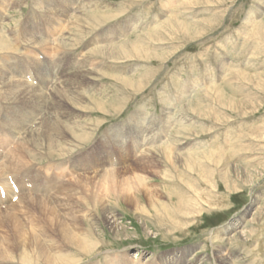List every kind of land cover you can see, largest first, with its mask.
Here are the masks:
<instances>
[{
  "label": "rangeland",
  "instance_id": "obj_1",
  "mask_svg": "<svg viewBox=\"0 0 264 264\" xmlns=\"http://www.w3.org/2000/svg\"><path fill=\"white\" fill-rule=\"evenodd\" d=\"M33 1L19 0L20 3L14 6L5 0L0 3V33L16 48L0 52V69L4 60L3 70L11 76L8 66L24 67L30 59L37 64L47 62L48 73L51 77L55 74L53 81H56L60 64H65V67L74 64L73 69L77 65L89 67L91 73L83 78L80 89L85 88L84 91H89L94 99L80 89L77 90L81 93L77 99L70 94V85L60 86L64 99L59 106L61 110L59 107L56 109L61 111H57L59 117L62 120L67 117L69 121L79 120L91 130L87 142L73 155L78 156L92 142L101 139L104 130L120 128L114 143L116 150L111 141L106 145L112 148L104 144L103 150L111 155L117 178L140 177L148 183L147 186L169 191L168 175L176 177L178 173L167 168L165 175L167 164L160 154L153 153V166L137 164L143 152L140 151L142 148L136 150L130 135L132 128L143 118L145 127L150 124V133L145 132L142 139L137 136L138 142L142 143L147 135L158 136L162 140L160 143L175 152L171 156H177L180 171L187 170L186 153H194L191 159L199 162V169L192 170L190 178L182 176L183 180H179L185 186L193 178L195 188H190V202L184 210L186 214L179 212L180 216L173 217L175 226L166 216L159 220L154 217L146 203H143L142 213L125 201L113 200L109 207L115 215L116 228H110L100 210L95 212L97 223L91 226L93 230L89 223L84 222L89 231L94 232L90 240L95 245L89 256L75 254V247L67 248L59 243L56 234L55 237L49 234V239H37L36 243L44 249L42 252L52 255L60 249L70 260L75 257L74 264H224V261L227 264H264V0H78V5L74 6L71 5L73 0L64 5L60 4L63 0H52L53 10L65 8L70 15L80 17L82 23L80 19H69L60 27V23L51 22L54 35L48 31L43 38L38 33L41 38L52 42L44 49L34 48L35 45L18 36L20 26L33 31V19H38L49 6L48 0L41 3L43 6L35 5L36 0ZM80 4H83V10H77ZM85 6H96L99 13L113 17L96 27L90 13H85L88 10ZM74 22H79V32L74 30ZM36 31L40 32V29L36 28ZM15 35L16 38L13 37ZM57 39L63 40L65 48L53 44ZM125 42L129 46L122 49ZM131 46L139 50V56L133 55ZM125 49L133 52L122 57ZM28 67L29 77L40 79L33 64ZM111 68L119 72L121 76L117 77L120 78L110 74ZM22 72L24 74L23 69ZM62 77L66 78L65 75ZM124 77L130 80L126 85L121 82ZM50 94L48 91L43 99V115H49L51 111ZM16 101L0 103L23 108L20 100ZM94 101L104 103L106 109H96ZM139 108H144V112L135 114ZM1 112L5 118L11 115H6L4 110ZM25 112L32 115L29 110ZM130 115L136 117L135 124L130 122ZM41 118L35 117L32 128L40 125ZM10 122L15 125L17 121ZM2 133L6 135L7 132ZM18 137L13 140L9 137V145L0 146L3 157L12 149L22 147ZM67 139L75 145L71 137ZM143 144L146 145L147 140ZM212 156L217 158L216 165L211 163ZM48 159L42 156L29 165L34 164L38 173L44 175L45 166L55 167L46 165ZM66 164L54 172L56 183L67 179L69 174H62L63 171L69 172V164ZM106 165L91 169L89 173L77 170L70 176H86L94 180V173H103L102 167ZM24 174L20 173L19 177L23 179ZM13 176L9 170L5 177L7 181L4 178L15 193L9 201L12 203L19 194L15 186L17 182L13 184ZM98 176L95 181L101 180L102 183ZM37 181L42 183L43 179ZM173 181L177 182L174 178ZM47 188L46 194L51 196L53 190L47 191ZM169 192L173 194V191ZM138 197L142 198L141 201L146 198L143 192H139ZM160 200L167 201L166 198ZM6 202L8 204V201L0 200V218L6 214ZM180 203L183 205L179 199ZM162 205L164 209L159 212L178 211L177 205L172 203ZM21 207L26 208L25 205ZM79 213L93 214L90 210ZM32 214L38 218L35 212ZM17 218L26 225L27 231H31L30 226L35 227L34 219L31 220L33 216L18 212ZM5 232L0 223V241L6 245L10 243L9 257H5L8 254L1 249L0 264H42L36 262L39 258L36 246L25 242L26 253H23L18 247L22 242L17 240L19 244L14 250L16 243L9 238L10 242L5 241ZM22 255H26L27 263L22 260Z\"/></svg>",
  "mask_w": 264,
  "mask_h": 264
},
{
  "label": "bare ground",
  "instance_id": "obj_2",
  "mask_svg": "<svg viewBox=\"0 0 264 264\" xmlns=\"http://www.w3.org/2000/svg\"><path fill=\"white\" fill-rule=\"evenodd\" d=\"M5 1L10 5L13 4V6L14 4L18 5L20 3L19 0H5ZM68 1L70 0H65V1L63 0L62 1L63 3L61 2L60 4L64 5ZM3 2L4 0H0V3H3ZM77 2L78 0H73L71 5L73 6L75 4L78 5ZM41 3L45 4V0L35 1V5L43 6ZM47 3L49 6L45 7L46 12L44 11L43 14L39 16L38 19L36 20L33 19V26H34L33 31H27V28H25V26L24 28H22L19 25L20 32L18 33V36L21 38V40H24L25 42H30L33 45H35L33 47L37 49L38 48L44 49L46 45H48V43L50 44V46L52 45V42L49 41L47 38H46L47 40L43 39L45 38L47 34L46 32L48 31L49 33H51V35H54V29L50 26L51 22H58V24L60 23L59 26L61 27L65 24V21H68L69 19H75L76 21L80 19V17L78 19L77 15H70L68 12L65 11V8L62 10H58V9L53 10L51 7L54 6V1L52 2V0H48ZM82 7H83V4L82 6L80 4V6L77 7V10L82 9ZM85 8H88L87 12L85 11V13H88V12L90 13V14L88 13L89 17H92L91 19H92L93 25H95L96 27L100 25L102 22L108 21L109 19L113 17L111 15L99 13L98 12L99 9H97L96 6H91V7L85 6ZM69 11H71L72 13V9H70ZM49 14H54V16L51 17L49 16ZM62 16L64 17L61 18ZM79 21H81V19ZM74 23H75L73 27L74 30L79 32L80 31L79 22H74ZM16 24H19V22L17 21ZM110 25H112V23ZM36 28H39L40 32L36 31ZM13 32L14 31H11V33ZM38 33L43 38H41V36L38 35ZM13 37L16 38L17 35ZM54 43H56L57 46H59L60 48H65V44L62 39H57L55 42H53V44ZM128 46H129L128 43L121 45L122 49ZM26 48H29V47H26ZM133 48L134 46H131L130 50H132ZM10 49L12 50L16 48H14V46H12L11 43H9V41L0 33V52L5 53ZM133 51H131L133 52V55L139 56V50L134 48ZM129 52L130 51H127L126 49L123 50L124 54L122 57H128ZM26 63L28 65L25 64L24 67L23 66L13 67L15 65L8 66L7 67L8 73H11L12 74L11 76H8L9 74L6 75L5 74L6 71L3 70V68L5 67L4 60H3L2 70L0 69L1 70L0 71V98H1L0 102L6 103V104L8 102V104H11L12 102H15L16 100L17 101L20 100V104L23 105V108H20L18 106H14V107L13 106H3L0 103V116L2 117V118L0 117V132H1L0 133V146H2L5 143L6 144L4 147L8 146L9 137H11L12 138L11 140H13L16 138V136H19L18 141H20V144L22 145V147L12 149L9 152V154L5 155L4 157L2 156L0 152V185L2 184L1 186L3 187L2 192L0 193V200L8 201V204L6 202V214H4V217L0 218V223L2 224L4 230L6 231L5 233H7V236L5 237V241L10 242L8 241V238H9L14 243H16L14 244V246L12 245L13 248L14 247L16 248V246H18L19 242H17V240L21 241L22 242V243L20 242L21 246L19 245L18 247L22 248L23 253H26L25 242L26 243L29 242L28 243L29 245L33 244V246H36L37 253L39 255V258H36V262H39L42 264H74L76 262L74 260L75 257L71 258L70 260L69 258L66 257L67 256L66 253L63 254L62 252L59 251L60 249L56 250V252H59V253H56L54 251L52 255L46 254V252L43 253L42 252L43 248L36 243L37 239L40 237H44V238L47 237V239H49L48 238L49 234L53 235L54 237L57 235L58 238L57 237L55 238L58 240L59 243L65 245L67 248L75 247V250H74L75 254L79 253L80 256L88 255L92 251L91 249L95 245V243H92V241L90 240L91 237L93 236L92 233L94 232L91 233V231H89V229L84 225V222L86 224L89 223L90 228H91L92 225H95L97 223L96 221L97 217H96L95 212L97 210H100L102 211L104 219L110 225V228L112 229L116 228L117 224L115 223L116 222L115 215L112 213L113 211H111V208H110L111 201L113 200L114 201L116 200L125 201L129 206L133 207L136 211H140L142 213H144L143 209L145 208V204L143 205V203H146L149 206L148 208H150V210L153 211L154 217H156L159 220L161 217L166 216L167 219L171 221L172 225L175 226L176 223L174 222L173 217H176L177 215L180 216L179 212L183 213L184 215L186 214L184 210H185L186 205H188V203L190 202V197H191L189 195L190 188H193V189L195 188L194 184H192L194 183L193 178L189 179L188 184H186L185 186L184 184L182 185L181 182H179V180L180 179L183 180L184 177L190 178L192 175L191 174L192 170L199 169L198 168L199 162L196 161L195 159H191L193 158L192 155L194 153L189 152V153H186V155L184 156V160H186V166H187L186 172L178 170L179 160L176 155L171 156L172 155L171 153L175 154V152L174 151L172 152L171 150H169L168 146L166 144H163V142L160 143L162 140H159V138H157L158 136L153 137L152 135H147V139L145 138V140H143V142L147 140L146 145H144L143 142L141 143V141L138 142L136 140L137 136H139L142 139L143 138L142 136L145 132L149 134L151 127H150V124L147 127L144 126L145 124H144L143 118L141 119V123H136V120H137L136 117L130 115V119H129L130 122H132L133 124L136 123L135 127L132 128V134L130 135V137H132V143L133 145H135L136 150L142 148L140 151L143 152L141 153L142 155L140 154L141 158L139 157L140 159H139V162H137V164L146 163L149 166H153V161H152L153 153L160 154V157H162L164 162L167 164L166 169H164L165 175H167L166 172H168L167 168H172L176 173H178L176 177L168 175V177L170 178V181H168L170 182L168 184V187L170 188L169 191H173V194L170 193L169 191H166V192L161 191L157 187L152 188L150 186H147L148 183L140 179V177L134 178V179H130L126 177L123 179L117 178V176L115 175L116 173L115 168H113L112 157L109 153L103 152V150H104V144L105 146H107V148L109 147L112 148V146L109 145L108 147V145H106L107 141H111L113 145V149L116 150L114 147V143H116L115 140L117 139V136L120 134V131H119L120 128L112 127L108 131L104 130L102 132L101 139H97L95 142H92L90 147L85 150H82L78 156L73 155L75 150L82 148L84 142H87V139L91 135V130L85 127L83 123H80L79 120L69 121L68 117L65 118V120H62L59 117L58 112L61 113V111L57 110L58 111L57 112L56 109H58V107L61 106V104L63 103L62 100L64 99L62 98L63 91L60 88V86H66V84L70 85L72 89V92L70 94H73L75 97L77 96V99H79L80 98L79 96L81 93L77 90H79L81 88L80 85L84 83L83 78H85L91 73L89 72L90 71L89 67H83L82 65H77V67L73 69L72 66H74V64H72L71 67L70 65L69 67H65L64 66L65 64L64 65L60 64L58 66V69L60 70L58 79L56 81H53V77L55 78L56 75L53 74V76L51 77V75L48 73L49 64H47V62L44 64L42 63L37 64V62L32 61L30 59ZM32 64H33V67L39 71L38 76H40V79L33 80L29 77L28 72L30 71V68L28 66ZM22 69L24 70V74L26 75V77L24 76ZM62 71H64V75L66 77L65 79L62 77L64 75H61ZM110 72H111L110 74L116 75V78H120V77H117L120 75L118 71H115L111 68ZM129 81H130L129 79L127 80L124 77L122 78L121 82L126 85L128 84ZM68 82H70L71 84H69ZM130 85H133V84H130ZM80 90L81 92H88L87 93L88 97L91 99H94V96H92L89 91H84L85 88H82ZM48 91H51V94H50L51 111L49 115H46V114L43 115V113H41L42 110L45 108V100L43 99L47 96ZM53 91H56V93H54ZM71 100H73V98H71ZM69 101H68V104H69ZM94 102H95L96 109L97 108L101 110L106 109L105 108L106 105L104 103H101L98 101H94ZM80 106H81V103H80ZM75 108L77 107L75 106ZM59 109L61 110L60 107ZM1 110H4L6 115L11 114L10 117L8 118L3 117L2 115L4 114L1 112ZM26 110H29L32 113V115L26 113L25 112ZM143 112H144V108H139L134 113L136 114V113H143ZM36 116L37 117L42 116L41 122L39 126L32 128V123L35 121ZM12 120L17 121L15 125H13L10 122ZM3 131L7 132L6 135H3L2 133ZM23 134H26V135H24L23 137ZM68 137L69 138L71 137L72 140L75 141V145L70 143L71 142L70 140L68 141L67 139ZM40 150L42 152H40ZM118 150L120 151V149ZM42 156L49 157V159L46 160V165L49 164V165L55 166V167L45 166L46 174L44 175L38 173V170H36L35 167H33L34 164L29 165L33 162L34 159H37ZM212 159H214L215 161H212ZM212 159H210L211 163L216 165L217 158L213 157ZM51 162H54V163H51ZM66 163L69 164V168H70L68 169L69 172L66 173V171H63L62 174L63 175L69 174V175L67 179H63V181L61 180L59 183H56L57 178L54 177V172L56 170H59L60 167H63L62 164H66ZM106 163H107L106 167L105 168L102 167L103 173H99L98 171L94 173L96 174V176L99 175L98 177L102 178V183H100L101 180H99L100 182H98V180L95 181V179H97L96 176L94 177L95 178L94 180L92 179V177H86V176H84V178L71 177L72 176L71 174L75 173L77 170L85 172V173L86 172L89 173L88 171H90L91 169L104 166V164ZM66 168L67 167H65V170ZM7 170L8 171L11 170V175H14L13 184L17 182L15 186L18 187L19 194L17 195V198H16L17 200L14 203L9 202L11 201V198L13 195H15V193L10 187L11 184L8 185L6 183L7 178L5 177H7V174H8ZM22 172L25 173L24 174L25 177L23 179L19 177V174ZM75 175L78 176L77 174ZM182 176L184 177L182 178ZM4 178L6 179V181ZM173 178L177 182H174ZM37 179L38 180L43 179V182L40 183V181H37ZM46 187H48L47 191L53 190V194L51 196L46 194ZM139 192H141V194L142 192L145 194L146 198H144L143 201H141L142 198L140 199L138 197ZM160 198H166L167 201L161 202ZM183 198H185L186 201H183ZM179 199L182 200L183 205L181 203L178 204ZM162 203H168L169 205H171L172 203L174 205H177L176 207L178 208V211L170 210V212H168L166 210L168 213L159 212V210L164 209ZM21 205H25L26 208L22 209ZM81 210H84V211L90 210L92 211L93 214H89V215L80 214L79 211ZM109 210L111 212H109ZM18 212H22L23 215H26V216L27 214H29L30 216L34 217L31 220L34 219L35 227L30 226L31 231H27V229L25 228L26 225L23 224V222L21 223L20 220L18 221V218H17ZM33 212H35L38 215V218L32 214ZM103 217L101 216V219ZM36 219L38 221H36ZM87 220H89V222ZM29 221L27 222L30 225H32V223ZM36 222H38L40 225H38ZM83 226H85V228H83ZM54 241L55 240H53V242ZM9 244L10 243L6 245L4 241H0V252L3 250L5 253L8 254V255H5V257H9V253H10V252L8 253ZM34 253H36V251ZM11 254L13 253L11 252ZM2 257H4V255ZM22 260L23 261L27 260L26 255H22ZM25 263H27V261ZM224 264H227V262L224 261Z\"/></svg>",
  "mask_w": 264,
  "mask_h": 264
}]
</instances>
